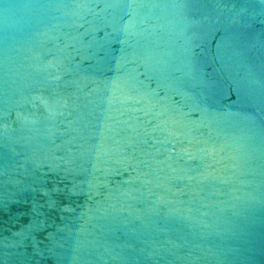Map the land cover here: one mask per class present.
I'll use <instances>...</instances> for the list:
<instances>
[{
	"label": "water",
	"instance_id": "obj_1",
	"mask_svg": "<svg viewBox=\"0 0 264 264\" xmlns=\"http://www.w3.org/2000/svg\"><path fill=\"white\" fill-rule=\"evenodd\" d=\"M0 264H264V0H0Z\"/></svg>",
	"mask_w": 264,
	"mask_h": 264
}]
</instances>
